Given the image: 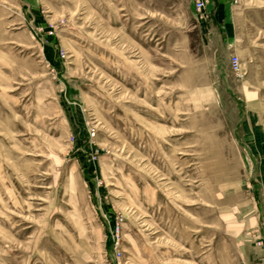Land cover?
Listing matches in <instances>:
<instances>
[{"label":"rangeland","instance_id":"1","mask_svg":"<svg viewBox=\"0 0 264 264\" xmlns=\"http://www.w3.org/2000/svg\"><path fill=\"white\" fill-rule=\"evenodd\" d=\"M191 1L0 0V264H264V0Z\"/></svg>","mask_w":264,"mask_h":264},{"label":"crops","instance_id":"2","mask_svg":"<svg viewBox=\"0 0 264 264\" xmlns=\"http://www.w3.org/2000/svg\"><path fill=\"white\" fill-rule=\"evenodd\" d=\"M206 10L198 14V22L206 42L220 43L227 50L238 51L235 27L236 6L232 0H206ZM196 0L191 1L192 7Z\"/></svg>","mask_w":264,"mask_h":264},{"label":"built area","instance_id":"3","mask_svg":"<svg viewBox=\"0 0 264 264\" xmlns=\"http://www.w3.org/2000/svg\"><path fill=\"white\" fill-rule=\"evenodd\" d=\"M207 5H208V3L206 1H204V0H198L197 1V4H196L197 10L199 12L203 11V10H205L207 8ZM231 69L236 74H239L240 71H241L240 59H239V57L237 55H233L232 56V59H231ZM113 230H114V232L117 235H119L120 230H121V225L117 223V225L114 226V229ZM114 239H115V237H114ZM116 244L119 245V239L116 240Z\"/></svg>","mask_w":264,"mask_h":264},{"label":"bare ground","instance_id":"4","mask_svg":"<svg viewBox=\"0 0 264 264\" xmlns=\"http://www.w3.org/2000/svg\"><path fill=\"white\" fill-rule=\"evenodd\" d=\"M240 73H241V71H240ZM240 73H239V74H240Z\"/></svg>","mask_w":264,"mask_h":264}]
</instances>
